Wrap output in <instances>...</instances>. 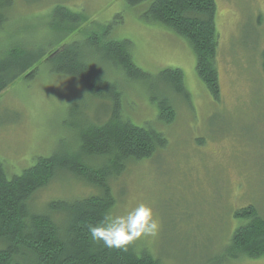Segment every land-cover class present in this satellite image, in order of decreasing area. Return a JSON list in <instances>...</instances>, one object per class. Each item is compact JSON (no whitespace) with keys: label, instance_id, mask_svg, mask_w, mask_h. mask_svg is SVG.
Returning <instances> with one entry per match:
<instances>
[{"label":"rangeland","instance_id":"rangeland-1","mask_svg":"<svg viewBox=\"0 0 264 264\" xmlns=\"http://www.w3.org/2000/svg\"><path fill=\"white\" fill-rule=\"evenodd\" d=\"M152 1L137 6L126 0L13 1L10 21L0 31V56L16 43L45 54L33 77L18 78L0 95V163L12 179L39 158L62 149L74 152L79 131L104 119V103L73 77L53 73L47 62L51 51L78 42L97 73L118 86L124 118L166 141L110 183L114 213L144 202L160 224L155 236L130 245L162 264H264V257L230 259L227 251L234 231L245 224L235 212L251 206L264 220V0H214L218 101L198 79L188 42L146 20ZM58 6L87 18L62 42L50 26ZM99 27L101 35L108 29L102 42L130 43L132 62L148 80H128L84 45ZM167 69L182 72L183 95L158 78ZM152 98L169 102L175 112L171 123L159 119ZM92 194L82 182L59 174L30 207L43 214L51 202Z\"/></svg>","mask_w":264,"mask_h":264},{"label":"trees","instance_id":"trees-1","mask_svg":"<svg viewBox=\"0 0 264 264\" xmlns=\"http://www.w3.org/2000/svg\"><path fill=\"white\" fill-rule=\"evenodd\" d=\"M14 0H0V31L10 21ZM147 0H126L137 6ZM214 0H153L145 13L146 20L172 30L191 46L196 59L195 71L210 96L220 97L216 68L217 35ZM51 30L62 42L87 22L82 14L55 7L50 15ZM108 32L92 34L87 47L104 63L124 72L128 80L146 81L150 77L132 62L128 41H101ZM78 42L63 45L48 54L47 62L55 74L78 80L94 100L106 107L98 124L79 131L74 152L62 149L37 162L21 175L8 179L0 163V264H162L146 250L104 247L92 240L88 225L95 224L116 205L110 183L125 172L128 165L149 159L166 141L149 127H137L123 116L122 93L115 82L99 75ZM43 50L11 45L0 56V95L18 78L35 75ZM262 73L264 76V50ZM158 78L173 92L183 95V75L178 69L162 71ZM156 104L159 119L174 120L175 112L165 99ZM59 174H68L95 194L72 201H54L43 214L31 210L33 197L52 184ZM245 221L234 231L227 251L230 259L264 257V220L249 206L234 214Z\"/></svg>","mask_w":264,"mask_h":264},{"label":"clouds","instance_id":"clouds-1","mask_svg":"<svg viewBox=\"0 0 264 264\" xmlns=\"http://www.w3.org/2000/svg\"><path fill=\"white\" fill-rule=\"evenodd\" d=\"M160 229L152 207L139 202L124 214L108 210L95 224L88 225L93 241L104 247L127 249L137 239L155 236Z\"/></svg>","mask_w":264,"mask_h":264}]
</instances>
